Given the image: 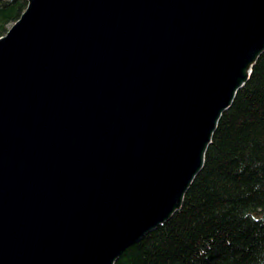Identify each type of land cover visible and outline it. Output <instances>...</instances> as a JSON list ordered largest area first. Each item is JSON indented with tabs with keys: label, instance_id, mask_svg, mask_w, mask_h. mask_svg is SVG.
Wrapping results in <instances>:
<instances>
[{
	"label": "water",
	"instance_id": "1",
	"mask_svg": "<svg viewBox=\"0 0 264 264\" xmlns=\"http://www.w3.org/2000/svg\"><path fill=\"white\" fill-rule=\"evenodd\" d=\"M25 1L0 36V264H114L180 208L264 0Z\"/></svg>",
	"mask_w": 264,
	"mask_h": 264
},
{
	"label": "trees",
	"instance_id": "2",
	"mask_svg": "<svg viewBox=\"0 0 264 264\" xmlns=\"http://www.w3.org/2000/svg\"><path fill=\"white\" fill-rule=\"evenodd\" d=\"M25 0H0V36ZM114 264H264V50L217 122L171 217Z\"/></svg>",
	"mask_w": 264,
	"mask_h": 264
}]
</instances>
